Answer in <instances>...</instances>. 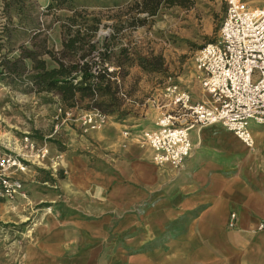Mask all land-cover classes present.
Returning a JSON list of instances; mask_svg holds the SVG:
<instances>
[{"label": "crops", "instance_id": "0c3cea01", "mask_svg": "<svg viewBox=\"0 0 264 264\" xmlns=\"http://www.w3.org/2000/svg\"><path fill=\"white\" fill-rule=\"evenodd\" d=\"M193 97L209 98L203 88L202 98ZM148 124L143 114L113 117L75 138L61 165L62 203L55 190L38 197L55 205L26 244V264H264V161L257 152L211 125L190 132L193 150L183 167L161 165L139 137ZM215 128L226 131L229 155L211 150ZM10 209L0 202L1 219H10Z\"/></svg>", "mask_w": 264, "mask_h": 264}, {"label": "rangeland", "instance_id": "374dc122", "mask_svg": "<svg viewBox=\"0 0 264 264\" xmlns=\"http://www.w3.org/2000/svg\"><path fill=\"white\" fill-rule=\"evenodd\" d=\"M244 1L253 6H264V0ZM132 2L74 0L72 8H86L102 18L97 39L103 42L104 37L112 32L111 24L116 22L114 16ZM49 3L50 0H25L23 14L19 15L18 10L13 8L14 17L10 22L4 15V0H0V62L3 56H18L20 45L31 46L29 38L33 35L35 22H40L38 27L49 35L54 43L50 45L60 48V21L54 14L47 13ZM226 12L227 0H194L190 8L163 6L156 15L148 18L145 25L125 31L122 43L136 53L152 58L159 56L161 69L148 71L139 65L130 68L123 81L125 92L122 95L126 99L124 114L109 115L107 120L114 117L123 121L143 114L149 120L145 128H154L161 111L154 106L152 98L170 81L188 87L195 97L202 98L201 77L196 69L195 56L205 44L218 39ZM72 13L73 9H60L58 18ZM35 18L36 21L33 20ZM6 26L12 29L9 37L3 33ZM27 63L30 64V61ZM25 82L26 79L19 75L0 73V157H11L16 161L3 171L16 192L11 194L0 188V202L9 203L11 208L9 220L0 217V264H26L29 251L26 244L33 241L39 220L51 215L55 205L50 199L40 201L38 197L55 190L57 202L62 203L63 197L57 187L64 154L80 134L87 135L98 129L82 123L87 111L66 108L57 94L30 91ZM251 127L253 132H262V136H259L257 145L248 149L256 151L264 161V127L255 123ZM224 132L215 128L210 136L214 147L211 150L223 156L229 155L224 147L227 140L221 138ZM43 149L46 150L45 156L41 154ZM236 150L240 151L238 155H247L241 147ZM50 177L55 181H48Z\"/></svg>", "mask_w": 264, "mask_h": 264}, {"label": "built area", "instance_id": "2783aa9c", "mask_svg": "<svg viewBox=\"0 0 264 264\" xmlns=\"http://www.w3.org/2000/svg\"><path fill=\"white\" fill-rule=\"evenodd\" d=\"M195 65L209 98L195 100L186 86L174 81L152 98L161 115L156 126L142 129L139 137L153 149L158 164L183 167L193 150L190 132L211 125H220L248 147L254 146L252 124L264 127V6L227 0L219 37L198 50ZM108 117L90 111L82 123L96 129ZM45 151L41 150L42 156ZM15 162L0 157V188L11 194L16 190L3 171ZM237 218L232 212L230 226Z\"/></svg>", "mask_w": 264, "mask_h": 264}, {"label": "trees", "instance_id": "16d2710c", "mask_svg": "<svg viewBox=\"0 0 264 264\" xmlns=\"http://www.w3.org/2000/svg\"><path fill=\"white\" fill-rule=\"evenodd\" d=\"M25 0H4V15L12 21V9L22 15ZM74 0H50L47 13L60 21V48L55 49L49 35L35 22L29 44L19 46L18 56H3L0 73L26 79L30 91L55 93L66 108L99 111L106 115L124 114L123 81L130 68L139 65L144 70L159 71L161 58L132 51L122 43L124 32L148 22L163 6L190 8L194 0H133L121 13L114 16L112 32L102 42L97 39L102 18L85 9H74ZM73 9L71 15L58 18L60 9ZM6 13V14H5ZM36 21V18L33 19ZM10 36L11 28L4 27ZM1 46V45H0ZM30 61V64L27 63ZM65 178L64 170L58 172ZM54 182L55 179H47ZM46 180V181H47Z\"/></svg>", "mask_w": 264, "mask_h": 264}, {"label": "bare ground", "instance_id": "6f19581e", "mask_svg": "<svg viewBox=\"0 0 264 264\" xmlns=\"http://www.w3.org/2000/svg\"><path fill=\"white\" fill-rule=\"evenodd\" d=\"M253 143H254V146H255V139H254V142Z\"/></svg>", "mask_w": 264, "mask_h": 264}]
</instances>
